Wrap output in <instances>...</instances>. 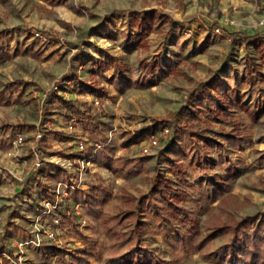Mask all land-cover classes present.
<instances>
[{
	"label": "rangeland",
	"instance_id": "374dc122",
	"mask_svg": "<svg viewBox=\"0 0 264 264\" xmlns=\"http://www.w3.org/2000/svg\"><path fill=\"white\" fill-rule=\"evenodd\" d=\"M259 6L249 18L222 0H0V45L9 55L0 65V264L94 261L81 234L93 235L102 249L97 263L109 264L128 251L137 223L161 246L192 225L203 237L215 232L199 250L160 252L159 264H219L214 251L229 234L218 227L249 216L264 221V3ZM142 19L150 22L147 32ZM145 65L156 74L146 75ZM116 78L143 86H117ZM220 80L233 103L230 117L188 104L209 90L229 107L217 90ZM37 130L43 132L38 169L33 142L14 144L18 133L31 139ZM194 131L220 143L222 133L239 131L246 140L219 153L205 148L203 138V151L215 162L204 174ZM96 143L114 149L109 160L89 158ZM117 158L135 168L118 166ZM159 178L188 190L180 204L187 218L142 207ZM68 187L103 194L97 222H72L70 213L80 214L82 206L69 201Z\"/></svg>",
	"mask_w": 264,
	"mask_h": 264
},
{
	"label": "trees",
	"instance_id": "16d2710c",
	"mask_svg": "<svg viewBox=\"0 0 264 264\" xmlns=\"http://www.w3.org/2000/svg\"><path fill=\"white\" fill-rule=\"evenodd\" d=\"M141 26L143 31L147 32L150 28V22L141 20ZM149 21V20H148ZM142 32L140 33V35ZM132 36L129 37L131 39ZM255 42V39L251 40ZM256 46L258 43H255ZM9 55L5 45H0V65L3 64ZM143 72L147 75L154 76L156 74L154 67H148L145 65ZM115 83L117 86H136L142 87V82H136L134 85L129 81H122L121 78H116ZM217 90H222L224 101L229 104V107H225L223 99H220L218 94L211 95L209 90H205L204 94H199L197 97L192 96L188 104L194 110H201L203 112H212L215 116H219L222 119H227L231 116L230 107L233 103L230 101L227 90L228 85L226 82L219 81ZM196 142V162L199 167L202 168L204 174H209L212 165L207 154L204 153L203 147L200 144L204 138L203 146L205 148H212L213 150L223 153L226 146L234 150L238 146V142L242 143L246 140L245 135L241 132L235 133H222L224 143H220L218 139L205 138L199 132H192L190 134ZM114 153V149L110 144L103 143L102 148H97L96 152L91 153L89 158L94 161L109 160L110 154ZM109 154V155H108ZM103 158V159H102ZM117 165L122 168L133 169L128 160L117 158ZM175 165V163H174ZM59 181H65L63 175H57ZM225 184V183H224ZM228 185H223L222 190H226ZM69 201L72 200L76 204H80L82 211L77 214L75 210L69 215L72 222L75 220H81L86 218L89 222H97L102 215V209L99 205V198L103 194L87 193L80 188L68 187ZM189 195L188 190L184 186H179L175 181L165 180L162 178L156 179L152 192L142 197L141 205L144 209H153L162 217L167 218V214L176 219L187 218V212L180 204ZM54 203V201H52ZM165 208H168L165 210ZM66 217V213L62 214ZM89 224V223H88ZM89 228H93L91 225H87ZM217 233L221 235L229 234V237L222 242L214 251L215 258L219 264H264V221L258 219L256 216H249L241 221L229 220L222 226L218 227ZM215 232H208L206 236H202L196 229L195 225H192L190 229L181 228L177 233L171 234L165 237V246H161L158 242L151 237H144L141 224L137 223L136 227L129 231L127 240L131 243L128 251L123 252L120 255H114L109 257V264H159L161 258L159 253L164 251L167 253H174L175 251L184 249H201L208 241L211 240ZM81 234V233H80ZM84 240L85 250L88 251L89 257L79 256L73 257L69 264H98L102 256V249L92 240V236L81 234ZM50 254H57L64 257V251L58 250L55 247H48Z\"/></svg>",
	"mask_w": 264,
	"mask_h": 264
},
{
	"label": "built area",
	"instance_id": "2783aa9c",
	"mask_svg": "<svg viewBox=\"0 0 264 264\" xmlns=\"http://www.w3.org/2000/svg\"><path fill=\"white\" fill-rule=\"evenodd\" d=\"M43 138V132L37 130L36 133H33V137L31 139H27V136L23 133H18L14 139V144L22 146L25 141H32L35 146H33V154H34V168L38 169L42 165V161L40 158L39 150L36 148V144ZM85 144L81 143L80 148L84 150ZM96 148H100V145L96 143Z\"/></svg>",
	"mask_w": 264,
	"mask_h": 264
},
{
	"label": "crops",
	"instance_id": "0c3cea01",
	"mask_svg": "<svg viewBox=\"0 0 264 264\" xmlns=\"http://www.w3.org/2000/svg\"><path fill=\"white\" fill-rule=\"evenodd\" d=\"M222 2L228 5H234V7L239 6L240 11L245 12L246 17L250 18L252 15H257L261 12L259 2L264 3V0H222Z\"/></svg>",
	"mask_w": 264,
	"mask_h": 264
}]
</instances>
